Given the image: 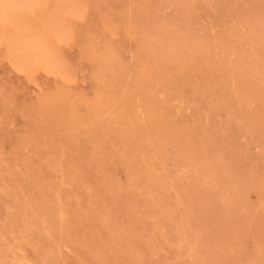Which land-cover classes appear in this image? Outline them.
Returning <instances> with one entry per match:
<instances>
[{"label": "rangeland", "instance_id": "374dc122", "mask_svg": "<svg viewBox=\"0 0 264 264\" xmlns=\"http://www.w3.org/2000/svg\"><path fill=\"white\" fill-rule=\"evenodd\" d=\"M84 1L0 60V264H264V0Z\"/></svg>", "mask_w": 264, "mask_h": 264}, {"label": "bare ground", "instance_id": "6f19581e", "mask_svg": "<svg viewBox=\"0 0 264 264\" xmlns=\"http://www.w3.org/2000/svg\"><path fill=\"white\" fill-rule=\"evenodd\" d=\"M85 9L84 0H0V60L25 70L32 81L43 68L75 77L64 48Z\"/></svg>", "mask_w": 264, "mask_h": 264}]
</instances>
